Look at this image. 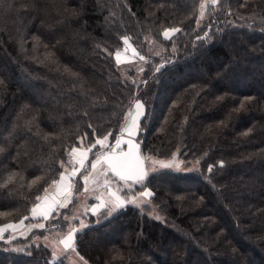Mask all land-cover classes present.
<instances>
[{
    "label": "trees",
    "instance_id": "obj_1",
    "mask_svg": "<svg viewBox=\"0 0 264 264\" xmlns=\"http://www.w3.org/2000/svg\"><path fill=\"white\" fill-rule=\"evenodd\" d=\"M201 1L0 0V226L45 224L26 237L5 233L0 264H52L51 249L32 239L67 233L75 190L48 221L31 218L36 197L71 166L73 147L109 132L115 141L133 96L148 114L134 138L140 152L175 154L190 168L199 160V171L158 170L148 206L87 211L79 256L88 264H264V0H217L198 28ZM210 24V39L198 42ZM167 28L181 32L166 40ZM125 36L149 61L139 76L114 58ZM151 40L162 51L151 52ZM162 58L173 63L157 85L153 65ZM64 216L69 222L56 226ZM56 264L68 263L61 256Z\"/></svg>",
    "mask_w": 264,
    "mask_h": 264
},
{
    "label": "snow or ice",
    "instance_id": "obj_2",
    "mask_svg": "<svg viewBox=\"0 0 264 264\" xmlns=\"http://www.w3.org/2000/svg\"><path fill=\"white\" fill-rule=\"evenodd\" d=\"M216 3L217 0H211L212 5H215ZM205 7V3L200 4L201 17L205 15ZM199 26L200 21L197 20V27L199 28ZM211 30L212 25L210 24L208 25V31H205L203 36L197 35L196 40L202 43L203 41L210 39ZM180 32V28H167L163 31V37L166 40H172L175 35ZM129 39L130 38L127 36L123 37L125 45L129 44ZM45 59L53 64L56 63V61L52 59L51 54L46 56ZM139 59L144 63H149V61L145 60V57L143 56H140ZM116 62L117 64L121 63L119 52L116 54ZM172 63L173 61L162 58L161 63L153 65L152 79L157 85L160 83V78L164 77L165 73L170 70L169 65ZM65 71L69 70L66 68ZM138 71L143 73L144 68L141 67ZM71 75L75 76L76 74L71 73ZM131 83L139 88L140 84L147 86L148 81L141 80L138 83L136 80H132ZM133 100L134 104L129 107L125 115L124 124L120 134L115 137V144L113 145L109 142V137L113 135V133L109 132L102 138L97 137L95 142L92 143L87 150H78L73 147L71 152L73 160L70 162L72 164V171L67 175H65L64 172H61L59 181H53L54 185H64L65 196L63 200L50 199L47 195L43 198L37 196V203H35L31 209V218H39L48 221L50 217L53 219L59 217L61 215L59 210L67 208L68 204L71 202L69 199L71 195L70 190L76 186L73 182L78 175L83 182L85 192L89 191L88 185L91 181L94 187L101 186L103 191L107 194V198L96 196L95 199L98 203L91 205V208L86 210L85 214H87V211H90L93 215H97L102 209H104L108 215H111L114 211L120 208H126L128 206L140 208L142 206L150 205L151 198H153L155 194L147 185L150 183L151 177L154 176L158 170L155 167H153L151 171L147 170L146 165L151 158L142 157L140 155L139 143L134 142V138L138 137L144 120L148 118V114L146 112L145 104L141 102V100L135 96H133ZM241 107H243V104ZM89 127H91V125H89ZM125 135L128 137L126 140L123 138ZM122 145H126L127 151H124ZM90 153L92 155L90 161L91 171L85 167ZM199 162V160L195 161L190 169H187L185 166L186 170L189 172L199 171L196 166ZM184 163V161H178L175 154H173L172 159L169 162L151 160L153 166L159 164L160 170H168L170 172L173 170H180V165ZM77 164L79 167L76 166ZM223 166L224 163L221 161L220 167ZM61 167H63V162H61ZM207 171L208 173H212L213 166L209 165ZM101 177L103 178L102 185L100 180ZM9 179L11 180L12 178L10 177ZM137 189L140 190L137 191ZM47 191L48 189H45V193H47ZM25 219H28V217H25ZM72 219H76V217H72ZM156 219L160 218L156 217ZM64 222H69V217L64 216L63 220L59 221L56 226H59L60 223ZM22 225L23 220L19 225L8 223L0 226V239H3L4 234L9 231L16 232ZM35 227L44 229L45 224L40 223L35 225ZM85 227H87V225H85L83 221H80L79 228L70 225L66 235L58 241H53V243L62 246V251L65 254L76 253V255L79 256L76 248V235ZM21 234L23 235L24 233ZM11 251L24 252L26 249L15 248L11 249ZM53 257L52 264H56L55 252H53ZM79 260L82 261L83 264H87L82 256H79Z\"/></svg>",
    "mask_w": 264,
    "mask_h": 264
},
{
    "label": "rangeland",
    "instance_id": "obj_3",
    "mask_svg": "<svg viewBox=\"0 0 264 264\" xmlns=\"http://www.w3.org/2000/svg\"><path fill=\"white\" fill-rule=\"evenodd\" d=\"M201 3H205L206 4L205 10H204L205 11V15H206L208 6L211 4V0H202ZM205 15L203 17L200 16V7H199L198 20L201 21L205 17ZM150 51L151 52H154V53H158V52H160L162 50L159 49V46H155V44L152 43V40H151L150 41ZM118 52L120 53L121 63L119 64V67L121 68V70L123 72H125V71H128L130 68H133V69H135V73H134L135 75H134V77L135 76H139L141 73L138 71V69L140 68V66H142V64L144 62L139 59L140 56L138 55V53L134 49V47L131 45V43L129 42L128 45H125L124 44V47L120 51H118ZM116 54H117V52L114 55L115 60H116ZM123 138L126 140L128 137L125 135ZM109 142L111 143L110 137H109ZM134 142H136L135 139H134ZM112 144L114 145L115 144V141H113ZM122 147L124 148V151H127L126 145H122ZM77 149L78 150H87V148H85V147H78ZM71 152H72V149L69 152V157H70L69 160H70V162H71V160H73V157L71 155ZM140 155L142 157H149V156L143 155L141 152H140ZM150 158H151V160L164 161V162H169L172 159V158L160 159V158H154V157H150ZM151 160H149L148 163H147V165H146L147 170L151 171V169L153 167H155L157 170H160L159 164H156L155 166H153L151 164ZM67 165H69L68 162H67ZM71 167H72V164H71V166H69V167L67 166V168H64L63 172L65 173V175H67L68 173H70L72 171V168ZM77 167H79L78 164H77ZM85 167H87L89 169V171H91L90 162H86ZM189 168L190 167H187V169H189ZM180 170L181 171H185L186 170V167H185L184 164H181L180 165ZM59 179H60V177H59ZM100 180H101V185H102L103 178L101 177ZM76 181H77V178L74 181V184L76 186L73 187L70 190L71 191V195L69 197V199L71 201L73 199L72 198L73 197V190H75V195L76 196L74 195L75 202L73 203V206H72V212H73V216L76 217V219H70V221H72V222H75V220L81 221L84 218V216H85L86 210H88V209L91 208V204L98 203V201L95 199L96 196H102L104 198H107V194L103 191V188L101 186H100V189H93V190H89L88 192H85L84 190L81 191L82 189H84V185L82 186L83 183L77 184ZM88 187L89 188H94V185H93V183L91 181H90ZM95 188H97V186H95ZM76 191L77 192L79 191V193L76 194ZM46 195L50 199H56V200L62 201L63 198H64V196H65L64 185H59V184L54 185L49 190V192L46 193ZM59 197L61 199H59ZM30 216H31V213H30ZM22 220L24 222V219H22ZM21 221H19L17 223V225H19ZM72 222H70L67 227H69L70 225H72ZM40 223H42V222H39V223L36 222L34 225H37V224H40ZM27 225L28 224H25V222H24L23 225L20 227L21 229L19 228L16 232L9 231L7 233H11L12 236L10 238H14V237H26L31 231H33L32 230L33 227H28ZM67 230H68V228H67ZM21 233H24V234L22 235ZM65 235H66V233H65ZM63 236H64V234H61L58 231H55L54 230L52 233H46L43 236H36L35 235L34 238L32 239V241H36L38 243H39V241H41L45 245H47L51 249L52 253L53 252L56 253V259H58L60 256H64V258L66 259V261H67L68 264H83V262L79 260V256H77L76 253H67V254H65L62 251V246L53 243V241H58L59 239H62ZM45 238H47V239H45Z\"/></svg>",
    "mask_w": 264,
    "mask_h": 264
},
{
    "label": "crops",
    "instance_id": "obj_4",
    "mask_svg": "<svg viewBox=\"0 0 264 264\" xmlns=\"http://www.w3.org/2000/svg\"><path fill=\"white\" fill-rule=\"evenodd\" d=\"M63 196H64V195H63ZM63 196H62V197H63ZM59 199H61V198L59 197ZM38 219H39V218H38ZM23 223H24V222H23ZM16 224H17V223H16ZM34 224H35V223L28 224L27 226H28V227H33V228H35V227H34V226H35ZM20 229H21V228H20ZM51 252H52V251H51ZM52 254H53V253H52ZM60 257H61V256H60ZM60 257H59V258H60Z\"/></svg>",
    "mask_w": 264,
    "mask_h": 264
}]
</instances>
